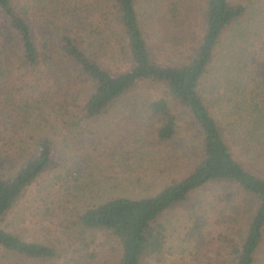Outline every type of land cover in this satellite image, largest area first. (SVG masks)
Listing matches in <instances>:
<instances>
[{
	"label": "trees",
	"instance_id": "trees-1",
	"mask_svg": "<svg viewBox=\"0 0 264 264\" xmlns=\"http://www.w3.org/2000/svg\"><path fill=\"white\" fill-rule=\"evenodd\" d=\"M0 23V264H91L83 249L97 231L117 242L116 264L157 263L167 248L158 217L216 182L252 199L228 253L231 264H255L264 233V0H0ZM142 85L157 93L142 95ZM104 115L117 137H97L98 152L126 151L132 136V149L150 148L140 139L147 122L157 123L155 145L185 128L172 154L188 152L186 171L137 198L109 193L101 180L75 185L85 149L77 130ZM48 173L92 193L78 197L60 241L43 243L28 216L50 207L52 189L40 183Z\"/></svg>",
	"mask_w": 264,
	"mask_h": 264
},
{
	"label": "rangeland",
	"instance_id": "rangeland-1",
	"mask_svg": "<svg viewBox=\"0 0 264 264\" xmlns=\"http://www.w3.org/2000/svg\"><path fill=\"white\" fill-rule=\"evenodd\" d=\"M193 31L195 36L190 38L195 40L199 31L197 20L193 21L190 34ZM157 90V86L151 88L142 85L139 92L144 96L153 97ZM78 100L76 99V101ZM5 114L6 112L0 113V118L3 117L4 120ZM20 121L21 119H19ZM114 121L113 118L104 115L92 121L81 122L84 129L77 130L79 134L76 138L79 139L80 145L85 146V149L83 155L77 158L81 170L73 180L75 185L80 186L83 183L90 184L101 180L103 188H107L109 193L137 198L140 195L154 194L164 183L171 178H178L186 171L189 160L184 157L188 152L177 159H173L174 155L172 154L173 148L176 150L174 142L181 140L187 134L185 128L179 129L173 143L165 146L155 145L153 127L157 126V123L155 121L147 122L148 128L140 135V139L151 142L148 145L150 148H140L139 151L132 149L135 147L132 136L126 140V143L130 145L126 151L114 152L110 150L108 152L105 150L98 152L101 145L97 143V137L102 138L103 134L111 138L117 137L115 131H108ZM129 128L130 125H128ZM61 140L62 138L56 142L60 143ZM112 145L113 143L110 147ZM61 152L64 153V156L69 154L65 150ZM61 152L58 154V158L63 156ZM139 155L140 158L134 159ZM141 158L142 160H139ZM66 162L70 164L69 157ZM136 173L138 176L134 177ZM44 178L45 180L40 183L46 185L48 182L50 185L48 187H51L50 190L52 189L51 197L44 196L45 202L49 201L50 207L42 217L31 214L28 216V220L29 225L35 224L34 229L41 233L36 238L43 243H48L46 239L48 237L60 241L61 231L67 228L68 222L73 221L69 211L81 204L78 197L84 195L86 199H90L91 195L89 194L92 192L79 189V187L74 188L72 184H67V179L54 180L52 173L46 174ZM137 178L141 185L139 183L128 185L135 182ZM100 189L102 187H98V185L92 187V190L100 191ZM90 201L88 200V202ZM252 205V199L248 195L237 190L234 185L225 182L211 183L190 192L183 201L175 203L158 217L157 222L164 227L167 248L160 256V260L158 259L159 261L154 264H231L229 247L233 242L238 241L241 233L239 228L250 213ZM8 221L11 220L8 219ZM9 228H11V224ZM18 228L19 233L31 237L29 232L24 231L23 226L20 225ZM90 238L89 246L83 250L94 253L95 257L91 264L117 263L119 249L117 242L111 236L103 231H97L92 233ZM63 250L64 248L61 251ZM255 254V264H264V233ZM24 262L23 264H63L64 261L52 259ZM144 264H153V259L145 260Z\"/></svg>",
	"mask_w": 264,
	"mask_h": 264
}]
</instances>
